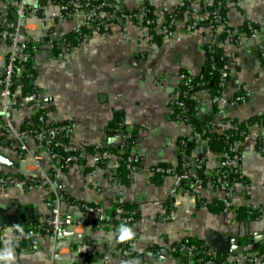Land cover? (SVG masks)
<instances>
[{
	"label": "crops",
	"instance_id": "0c3cea01",
	"mask_svg": "<svg viewBox=\"0 0 264 264\" xmlns=\"http://www.w3.org/2000/svg\"><path fill=\"white\" fill-rule=\"evenodd\" d=\"M57 1L25 0L28 8L40 11L25 25L28 30H40L39 36L34 37L39 45L32 55L31 81L46 122L73 125L72 133L59 147L70 152L80 150L82 161L61 167L31 135L25 137L26 150H22L19 140L4 138L0 125V177L21 175L17 152L21 151L24 157L38 155L41 174L50 176L62 214H70L87 224L91 217L78 206L85 203L99 208V215L108 216L109 220L98 227L60 232V240L67 241L69 237L75 240L73 249L59 250L66 260H58L53 238L41 230L35 231L32 240L12 244L21 227L49 215L46 202L50 186L43 181L31 190L15 183L0 186L3 237L0 264H81L83 257L88 264H196L180 253L164 259L154 255L156 247L187 238L203 241L217 260L225 255L261 252L264 249V60L259 48L264 46V0H224L229 25L239 30L245 21H250L259 30L257 36L239 33L237 41L220 42L229 66L226 96L232 98L243 93L244 101L222 106L212 102L209 88L193 91L198 106L195 116L198 122H204L203 126L211 122L219 132L237 124L247 127L238 145L237 165L243 181L232 183L227 190L215 188L210 181L197 187H179L172 178H161L150 171L157 164H176L178 141L182 138L193 142L189 156L204 158L207 176L219 169L220 154L210 151L206 140L199 137L202 133L197 124L174 118L179 73L201 74L206 60L205 43L215 40L209 27L202 25L187 30L185 21L194 27L206 19L209 15L206 6L213 0H103L105 7L119 11L138 10L149 3L174 14L183 3L186 5L183 20L177 21L170 37L145 40L146 28L130 24L123 31L116 21L109 23L104 34L89 32L79 44L66 40L72 47L63 51L62 56L54 54L51 43L71 35L75 19H51V13L57 12ZM8 5L15 9L16 0H0V24L11 26ZM7 49L8 44L0 39V75ZM214 106H218L217 111ZM34 108L35 105L26 104L9 109V118L17 130L34 113ZM119 123L128 130L134 129L125 138L134 135L131 150L141 158L139 168L122 177H117L116 160L108 159L98 166L92 152L119 143L113 131ZM187 170L194 171L190 160ZM226 200L230 201V207L224 210ZM249 206L261 209L258 218L242 216L243 208ZM132 214L136 217L134 221L118 224L124 216ZM114 228L120 232L118 238ZM120 237L131 249L130 255L120 244Z\"/></svg>",
	"mask_w": 264,
	"mask_h": 264
},
{
	"label": "built area",
	"instance_id": "2783aa9c",
	"mask_svg": "<svg viewBox=\"0 0 264 264\" xmlns=\"http://www.w3.org/2000/svg\"><path fill=\"white\" fill-rule=\"evenodd\" d=\"M222 0H216L215 6L209 12L212 14V22L217 23L216 31L217 32H225L227 26H229L227 19L222 16L219 12L220 7H222ZM186 4L183 3L181 7H184ZM57 12L51 13V19H65V18H74L75 23L73 26L72 32L76 35V44H79L81 40L88 34L87 32H83V27L89 29V32L93 31L95 33L104 34L107 30L106 27L111 22H119L120 29L125 31L126 28L130 24L139 25L146 28V34L144 36L145 40L153 41V35L149 32L148 27L146 25H153V29L157 34H160L165 37H170L173 35L172 26H175L177 21L174 19V14L171 11H167L164 9H155L153 13L155 14V19H145V25L142 24L143 18L146 16L147 11L145 7H142L138 10L131 11H119L117 9L112 8L110 11H107L104 7V2H97L96 0H58L57 1ZM16 14L19 18H25L24 29L29 33L26 35L32 38V42H34L35 38L39 36L40 30H28L25 28V25L29 22L32 17H35L38 13L36 8H28L25 0H16L15 6ZM161 12L171 13L169 18L164 19ZM42 25V23H39ZM39 25V26H40ZM45 25H42L44 27ZM248 27L251 30L250 36H257L259 30L256 28H252L250 25ZM187 30H192V27L187 24ZM228 35H233L236 31L230 32L227 30ZM21 38L16 29L11 28L9 24L5 22L0 24V39L4 40L8 44V49L4 51V59L2 63V74L0 75V125L3 129V136L5 139H17L21 142V149H25V137L31 135L39 140L40 144L46 149L48 152L49 158L57 162L61 167H66L71 164H77L81 158V151L74 150L68 154H62L58 151H54L52 149V145L54 143H59L60 138L64 136H68L73 131V125L69 122H62L50 125L46 122L43 114H38V122L39 126L36 128L35 124L30 121V130H17L13 125L12 121L9 118L8 111L13 106H24L26 104L35 105L33 110V114L40 111V107L38 105V92L36 89L33 91L26 93L25 95L20 94V72L21 68L18 66V54L22 48L25 47V41L27 37ZM239 38V34L237 35L236 41ZM72 46L69 42L64 40L60 45H55L51 43V48L58 49L59 52L57 56H62L63 51L70 49ZM260 56L264 60V46H260L259 48ZM228 64H223L222 67L219 68V78H218V89L215 94L212 95V102L220 105H233L238 102H243L245 95L240 93L238 95L233 96L232 98L226 96V88L228 82ZM30 75V74H28ZM179 81H180V89L179 95L175 101L176 112L174 114V118L176 120H182L188 123V112L186 110V104L189 103V100L193 98V91L196 87L205 86L208 81L203 79V75L199 74L197 76L191 75L188 72L181 71L179 73ZM198 109V106H195V110ZM192 124V123H188ZM193 125V124H192ZM119 138V150L120 152L123 150L126 145L125 136L117 133ZM49 138L51 141H49ZM189 139V138H188ZM207 141V139H205ZM184 143V141H182ZM241 144V140L234 141L230 144L227 150L222 151L220 153L219 159V169L211 174V176H216L217 179L214 181H210V183L215 188H221L227 190L230 186V182L227 180V175L230 172L237 173L239 177H242L239 167L237 165L240 159V152L238 151V145ZM56 146V145H55ZM18 153V162L20 166L22 165L21 177L16 178H7L0 177V186L5 187L11 183L21 184L26 190L33 189L39 182L43 181L46 185L50 186V195L47 200V205L50 207V213L48 216L44 217L38 222L30 226L23 227L19 229L14 237L12 238V244L14 246L18 245L22 241L32 240L34 233L36 230H41L46 234L50 235L53 238L54 252L56 253V259L58 260H66L65 256L60 254L59 250L62 247L71 248L74 237H69V240H60L59 233L63 230L73 231L75 228L81 227H94L100 226L103 223L108 222V216H100L99 208L96 206L79 203L78 206L81 210L90 215V221L85 224L78 220H75L70 214H62L58 207L59 196L53 187L52 180L48 174H41L39 168L40 156L32 155L29 157H24L22 152ZM194 171L191 173L187 170V162L182 163V167L184 170L177 171L175 164H167L161 165L157 164L153 166L150 171L154 174H160L163 177H170L173 179L175 185L179 187H197L201 186L203 183L200 179H196L194 176L195 170L201 169L202 166L205 165V160L203 157H194ZM108 159L116 160L117 163L119 161V154L109 149V146H104L95 151L94 160L95 163L100 166L105 163ZM141 163L140 156L130 151V154L124 160L125 168L129 171V174L136 171ZM33 166L32 169L27 168V166ZM35 167V168H34ZM53 196V198H52ZM230 207V201L226 200L224 203V210ZM248 213L251 214L253 212L259 213L256 217L258 218L261 213V209H257L249 206ZM256 210V211H254ZM132 221V217H124L119 222V225H125ZM3 241V237L0 231V243ZM120 244L124 248H126V253L128 255L131 254V249L126 243L125 239L119 238ZM154 255L158 259H164L167 256L174 254H184L189 259H192L196 264H253L260 263L264 264V249L257 254H241L239 256L225 255L221 257L219 260L210 257V252L206 248L205 245H200L199 247L193 243H186L184 240H180L175 243L161 245L156 247L154 250ZM81 264H88L86 259L83 257Z\"/></svg>",
	"mask_w": 264,
	"mask_h": 264
},
{
	"label": "trees",
	"instance_id": "16d2710c",
	"mask_svg": "<svg viewBox=\"0 0 264 264\" xmlns=\"http://www.w3.org/2000/svg\"><path fill=\"white\" fill-rule=\"evenodd\" d=\"M97 2H103V0H96ZM216 0H213V3L209 6H206L207 10L210 12L213 7L215 6ZM222 7H220V14L222 16L225 17V9H224V0H222ZM105 7V6H104ZM145 9L147 11L146 16L143 18V22L142 24L145 25V19H155V14L153 13V10H155L156 8L152 7L151 4L149 3H145ZM107 11H110V7H106L105 8ZM127 11V10H125ZM184 7H180L179 9H177L176 11H174V19L176 21L179 20H183V16L184 15ZM38 13H40V11H38ZM164 19H167L170 17V15H172L171 13H165V12H161ZM226 18V17H225ZM186 20V18H185ZM188 24V20L185 21V24ZM186 24V25H187ZM206 26L209 27L210 31L212 32V34L214 35V39L213 42L210 43H205V56H206V60H205V64L204 67L202 69L201 74L203 75V79L205 81H211L213 80V84L212 86L209 88V92L212 95L215 94L216 90L218 89V78H219V68L223 66V64H228L227 62V57L224 54L223 48L220 45V42L222 40L225 39H229L231 41H236L237 35L239 33H245L247 35L251 34V30L248 27V25H250L252 28H256V25L253 24L250 21H245V23L239 28V30H235L231 25L227 26L225 32H217L216 31V27H217V23L212 22V14H209L208 17L204 20H202L199 24H197L196 26H192V28L194 29L195 27H200V26ZM148 27L149 32L153 35V40H157L158 37H161L162 35L157 34L155 32V30L153 29V25L148 24L146 25ZM172 29H174V26H172ZM227 30H229L230 32L236 31L235 34L233 35H228ZM83 32H87L89 33V29H87L86 27H83ZM64 40H68L71 42H73L74 44H76V35L74 33H72L71 35H64L62 37V39L57 40V41H53L52 43H54L56 46L60 45L61 43L64 42ZM39 45V43H35V42H27L25 41V47L22 48L18 54V66L22 69L20 72V88H21V95H25L26 93H29L31 91H33L34 89H36L31 81V77L33 75V68H32V55H33V51L34 49ZM54 54L57 55V53L59 52L58 49H54ZM30 74V75H28ZM197 105V101L195 98H191L189 100V112H188V123H192L194 126L196 125L193 122V119L197 120L196 118V113L197 110H195V106ZM214 111H217L218 106H214ZM43 114V116L45 117V113L43 109H40V111H38L35 114H31L28 118H26L24 120L23 125L20 127L21 131L24 130H30V124L28 122L32 121L36 128H38L39 126V122H38V114ZM46 119V118H45ZM53 125V124H50ZM134 129L132 128V130H128L127 126L119 123L116 124L113 128V131L117 134H122V135H126L128 131H133ZM247 132V127L243 124H237L236 126H234L233 128H231L230 126L226 127V129H224L222 132L216 131L213 126L211 125V122H207L204 126H203V131L202 134L199 136L201 139H207L206 144L208 145V148L210 149V151L215 152L220 154L222 151L227 150L228 146L230 144H232L234 141L237 140H243L245 134ZM133 139H134V135H130L127 136L125 138L126 141V145L124 146L123 150L120 152L119 150V143H113V144H109L107 146H109V149L116 152L117 154H119V161H118V172H117V177H122L123 175H128L129 171L125 168L124 165V160L126 159V157L130 154L131 151V147L133 146ZM67 140V136H64L63 138H60L59 141L61 143L66 142ZM182 141H184V143H182ZM193 146V142L189 141L188 138H182L178 141V152H177V158H176V170L177 171H182L184 170L182 167V163L183 162H188V156H189V152L190 149ZM52 149L54 151H58L62 154H68L70 153V151H67L61 147H57L55 145L51 146ZM100 148L97 149H93L92 152H95L96 150H98ZM201 157V156H198ZM82 161V157L80 158V161ZM161 165H167V163H163ZM155 176L164 178L162 175L160 174H154ZM18 177H21L20 174L17 175ZM196 177V179H200L202 181V183L204 184L205 182L211 180L214 181L217 179L216 176H207V174L204 172V166H202L201 169L195 170L194 176ZM227 180L230 182L229 185H231L234 182H242L243 178L239 177L237 173H234L233 171L230 172L227 175ZM51 197V195L49 196ZM53 198V196H52ZM250 207H244L243 208V212L241 213L242 216H246L249 218H256L259 213L253 212L251 214L248 213V209ZM256 211V210H254ZM132 217V220H135V215H128V216H124V217ZM119 224V222H118ZM23 228V227H21ZM115 230V235L118 238L120 235V232L116 231V228H114ZM184 240V242L186 243H193L196 246H200V245H205L203 241H197L195 239L192 238H187V239H182ZM206 246V245H205ZM207 248V246H206ZM208 249V248H207ZM210 257H213V255L210 253L209 255ZM220 257V256H219ZM214 258V257H213ZM217 259V258H216ZM219 259V258H218Z\"/></svg>",
	"mask_w": 264,
	"mask_h": 264
},
{
	"label": "water",
	"instance_id": "95a60500",
	"mask_svg": "<svg viewBox=\"0 0 264 264\" xmlns=\"http://www.w3.org/2000/svg\"><path fill=\"white\" fill-rule=\"evenodd\" d=\"M106 1L108 2V1H110V0H106ZM8 7L11 8L10 5H8ZM10 14H11V19H10V22H11V28L16 29L17 32H18V34H19L20 36H26V35H28L29 32H28L27 30L24 29L25 18H19L18 15L16 14L15 9L12 10V8H11V12H10ZM26 41H27V42H32V38H31L30 36H28L27 39H26ZM263 41H264V38H263ZM212 84H213V80L209 81L205 86H199V87H196L195 90H197V89H208V88H210V87L212 86ZM186 110H187V112H189V103H188V102H187V104H186ZM208 119H209V118H208ZM193 122H194L195 124H197V126H198V130H199V133H202L204 122H198V121L195 120V119H193ZM46 139H48L49 141L52 142V140H50L49 138L46 137ZM54 144H55L57 147L60 146L59 143H54ZM188 159L191 161L192 166H194L195 158L192 157V156H188ZM18 165H19V164H18ZM21 219L24 220V215L21 216ZM28 223H30V221H28ZM71 248L73 249V247H71ZM221 249H222V250H225V251H228V249L225 248V247H222ZM232 250H233V249H232ZM241 250H242V248L238 249V251H241Z\"/></svg>",
	"mask_w": 264,
	"mask_h": 264
}]
</instances>
